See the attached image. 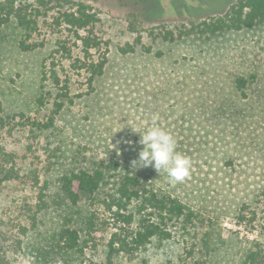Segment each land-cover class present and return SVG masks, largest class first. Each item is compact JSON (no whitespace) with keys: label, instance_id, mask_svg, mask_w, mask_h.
<instances>
[{"label":"rangeland","instance_id":"rangeland-1","mask_svg":"<svg viewBox=\"0 0 264 264\" xmlns=\"http://www.w3.org/2000/svg\"><path fill=\"white\" fill-rule=\"evenodd\" d=\"M70 1L86 4L99 18L93 34L102 49L91 53H103L106 64L92 90L85 71L72 65L74 57L84 59L79 41L54 23L52 12L34 35L44 46L32 51L19 49L14 21L0 29V178L7 171L13 176L0 182L2 263L110 264L108 242L116 232L123 238L137 228L136 206L125 212L133 213L129 225L117 220L104 203L112 193L107 185L94 200L69 208L57 196L56 180L115 159L121 172L129 169L145 186L178 198L197 219L185 229L169 223L170 238L154 237L144 247L115 245L111 264H264V23L178 38L182 24L219 15L234 0ZM165 30L175 39L163 40ZM58 38L72 58L56 66L69 79L70 97L82 95L39 128L36 123L49 122L57 92L50 81L41 88V63ZM131 46L134 51H121ZM238 76L248 80L247 97L235 89ZM154 114L175 138L176 151L191 161L183 182L170 183L163 170L131 167L142 147L131 128L143 130ZM66 217L80 230L82 252L58 245Z\"/></svg>","mask_w":264,"mask_h":264},{"label":"trees","instance_id":"trees-1","mask_svg":"<svg viewBox=\"0 0 264 264\" xmlns=\"http://www.w3.org/2000/svg\"><path fill=\"white\" fill-rule=\"evenodd\" d=\"M34 3L15 2L14 0L0 2V29L14 21L15 26L21 32L18 39L19 49L32 51L44 46V41L36 39L34 35L40 29L41 19L44 18L43 21L46 19L47 22V16L52 12L54 23L74 32L75 36H72L75 39L74 44L79 41L84 59L74 57L72 65L85 71L86 81L92 90L93 82L103 74L106 64L103 53L96 58H93L91 53L92 49L96 51L102 49L100 39L93 34V29L99 21L97 14L91 10V7L82 2L35 0ZM189 17L196 18L199 21L190 22L188 27L182 24L178 38L188 37L191 34L211 36L231 30L251 29L264 23V0H234L226 11H224V8L220 10L219 15L212 12L201 16V18H194L191 15ZM85 31H87V34L82 36L80 32ZM160 37L163 40L170 41L175 39L173 31L169 30H165L163 36ZM121 51L123 53L132 52L134 47L131 46L128 50L127 48H121ZM71 52L72 49L67 45L66 40L58 38L55 47L41 63V88L45 86L44 82L50 81L57 92L53 96V110L49 122L46 124L34 123L39 128L50 126L54 115L61 110L66 101L72 102L74 97L82 95L75 94L70 97L68 94L69 86L67 85L69 79L60 74L63 72V66H56V60L58 61L64 57L72 58ZM58 63H60V60ZM252 78L254 79L255 76L252 75ZM234 82L236 91L247 97L248 80L243 76H238ZM61 83L63 84L60 85ZM39 102L42 103V99H39ZM261 105L264 108V90H262ZM2 113L3 108L0 99V123L3 119ZM11 177H13L12 173L7 171L0 178V182ZM56 183L59 200L69 208L78 206L87 199L94 200L104 186L111 185L112 193L108 195V200H105L104 203L117 220L128 225L133 221V213L128 212L125 214V212L129 211L132 205L136 206L137 214L141 215L137 228L128 232L123 238L119 234L121 232H116L112 234L108 242L107 261L110 264L111 257L116 251L115 245L129 248V244H133L135 249L144 247L154 237L160 239L170 238L169 223L173 221L180 223L185 229L187 226L193 225L197 219V214L178 198L145 186L141 183L138 174L129 169L121 172V163L115 159L95 163L90 169H77L62 173L57 177ZM42 206L45 207V202L42 203ZM242 207L245 208V206ZM243 208L239 212L240 221L245 218L244 215H241ZM71 222V218L66 217L58 228L56 234L58 245L65 251L82 252L80 230L74 227ZM120 231H124V228L121 227ZM126 241L131 242L127 243ZM248 257L253 259V254ZM0 264H3L1 260ZM142 264L146 263L143 262Z\"/></svg>","mask_w":264,"mask_h":264},{"label":"clouds","instance_id":"clouds-1","mask_svg":"<svg viewBox=\"0 0 264 264\" xmlns=\"http://www.w3.org/2000/svg\"><path fill=\"white\" fill-rule=\"evenodd\" d=\"M158 119V115L154 114L151 122L145 123L143 130L130 127L134 133L139 134L138 143L142 146L137 158L132 160L131 167H151L158 174L163 170L170 183L183 182L190 174L191 161L186 155L176 151L175 138L157 123Z\"/></svg>","mask_w":264,"mask_h":264}]
</instances>
